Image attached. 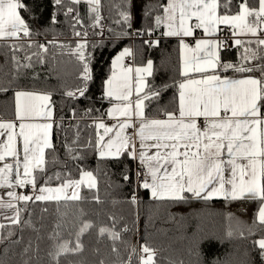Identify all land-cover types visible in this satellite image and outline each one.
Returning a JSON list of instances; mask_svg holds the SVG:
<instances>
[{
  "label": "snow or ice",
  "instance_id": "obj_1",
  "mask_svg": "<svg viewBox=\"0 0 264 264\" xmlns=\"http://www.w3.org/2000/svg\"><path fill=\"white\" fill-rule=\"evenodd\" d=\"M54 4L70 18L73 34L79 38L74 47L56 37L45 42L34 39L41 33L34 32L21 14V10L29 11L23 0H0V48H6L10 56V83H17L14 88L0 84V93L11 90L14 94L15 118L0 120V137H4L0 139V211L10 210L11 215L4 216L8 225L21 223L29 203H55L58 211L61 202L91 199L101 203V170L83 164L91 149L100 161L122 157L135 161V187L149 192L155 201H258L252 223L264 232V0H158L151 5L145 12L150 24L137 35L152 37L160 31V37L174 38L179 54L177 75L170 84L156 86L149 81L156 72L152 59L137 64L130 48L119 52L111 62L101 97L109 107L103 112L85 109L81 117L91 120L86 127L93 129V135L81 144L77 125L71 143L65 141L66 153L76 162L75 176L67 161L53 155V128L61 126L54 116L53 92L20 86L18 81L30 72L33 81L39 79L37 67L47 65L50 56L55 59L50 53L52 46L80 65L77 79L81 83L63 95L71 100L86 97L92 79L89 30L93 36H103L106 25L102 23V0H54ZM81 4L87 8L85 17L80 15ZM118 15L120 19L114 23L124 35L123 26H131V0H120ZM52 23H56L55 16ZM110 31L115 34L114 29ZM159 43V39L143 41L149 48ZM229 47L238 53L236 62L222 58ZM169 87L175 89L172 100L150 115L147 110ZM71 111L75 119L76 109ZM57 162L63 167L50 174L49 165ZM103 174L108 175L106 171ZM130 179V174L123 175L124 181ZM85 189L93 193L90 198L81 195ZM130 199L137 203L135 193ZM110 219L111 225H100L97 235L110 239L112 251L119 254L117 244L124 243L122 233L128 229L117 230V218ZM5 227L0 223V230ZM60 227L57 224V229ZM96 227L93 221L82 220L74 246L63 241L49 255L60 264L61 255L82 252V237ZM248 234L256 235L253 227ZM14 235L11 230L6 236L0 232V244L6 240L19 244L22 237L13 240ZM226 235L231 238L233 231L229 229ZM239 235L244 237L243 231ZM49 238L59 239L60 233ZM252 243L264 260V234ZM28 251L25 248L24 254ZM140 251V264H157V249L145 244ZM136 252L133 246L125 264H132ZM195 256L194 264H200L199 252ZM214 264L221 261L217 258Z\"/></svg>",
  "mask_w": 264,
  "mask_h": 264
},
{
  "label": "trees",
  "instance_id": "obj_2",
  "mask_svg": "<svg viewBox=\"0 0 264 264\" xmlns=\"http://www.w3.org/2000/svg\"><path fill=\"white\" fill-rule=\"evenodd\" d=\"M29 11L21 14L29 23L34 32L41 35L34 39L39 42L57 40L70 47H74L78 37L74 36L70 27V18L66 19L62 8L54 4V0H23ZM158 0H131V26L124 25V35H120L121 26L114 23L120 19L118 6L120 0H102V21L106 25L103 36H93L89 30V52L91 53L90 69L92 79L88 82L86 97L76 100L68 99L63 95L66 89H73L81 83L77 79L80 65L74 57L67 54L61 55L59 48L50 47V53L55 54V59L49 57V62L43 68L37 67L39 79L33 81L31 72L26 78L18 81L20 86L27 88L37 87L53 92L52 100L55 103L56 119L60 127H54L52 142L59 161H67V167L76 175L75 161H72L65 151V141L71 143L77 132H80V143L87 141L93 135V129L86 127L91 123L87 117L81 119L84 110L88 108L99 109L101 112L108 108V103L102 100L104 81L110 74L113 58L124 48H130L136 63L152 59L156 72L149 81L156 86L170 84L175 77L178 67L179 54L175 39L161 37L158 47L149 48L143 40H132L134 31L143 32L150 20L145 16L146 10ZM238 0H234L237 3ZM75 7V6H74ZM81 17L87 15L84 4L79 6ZM53 16L56 23H52ZM87 23V21H85ZM115 30V34L113 31ZM162 31V29H161ZM160 35V31H157ZM95 43V47L92 44ZM65 53L67 49H64ZM7 49L0 48V84L14 88L16 82L10 83L12 64L10 56L6 55ZM19 55H23L19 53ZM224 61L238 60V53L233 48L222 52ZM175 89L169 87L163 91L159 101L152 103L148 113H157L158 108L168 105L172 100ZM13 91L0 93V118L13 117ZM76 109V118L72 116V109ZM99 115V113H93ZM61 118H63L61 120ZM83 161L85 167L95 170L99 168V196L101 203L92 202L91 199L83 201L61 202L59 211L55 203H29L28 212L21 214L19 225H8L0 232L7 235L11 230L15 235L13 240H20L19 244H12L6 240L0 244V260L3 264H56L49 253L56 251L58 243L71 241L75 244V234L82 220H91L97 227L82 237L83 251L59 257L60 264H125L132 247L136 241L137 252L133 256L132 264H140L141 247L148 245L157 249V264H194L195 252H199L200 264H214L218 258L221 264H264L259 256L258 249L252 241L264 234L261 226H253L256 217L258 201H203L190 199L186 202L155 201L144 189L135 187V163L121 158L119 161H100L95 153L89 149ZM52 159V155L49 156ZM63 164L57 162L49 165L51 171L59 170ZM107 172L105 176L103 173ZM130 174L129 181L123 180L124 174ZM56 182L53 181V184ZM135 193L137 203H131V196ZM81 195L89 198L93 193L86 189ZM47 209V211H45ZM83 213V214H82ZM117 218V230L127 227L128 231L122 233L124 243H118L119 254L112 251V241L107 237L97 235L98 227L102 224L111 225L110 217ZM231 216L229 220L228 217ZM25 221H28L25 223ZM57 224L61 227L57 229ZM253 227L256 235H249L248 229ZM231 229L233 236L228 238L226 233ZM243 231L244 237L239 233ZM54 232L60 233L59 239H50ZM246 237V238H245ZM29 245H31L29 247ZM29 248L24 254V249ZM7 249V251H5ZM191 253V254H190Z\"/></svg>",
  "mask_w": 264,
  "mask_h": 264
},
{
  "label": "crops",
  "instance_id": "obj_3",
  "mask_svg": "<svg viewBox=\"0 0 264 264\" xmlns=\"http://www.w3.org/2000/svg\"><path fill=\"white\" fill-rule=\"evenodd\" d=\"M169 39H174V38H169ZM228 62H233V61H228ZM108 107H109V104H108ZM150 114V113H149ZM157 113H152L150 115H156ZM54 116H55V119H56V110H55V113H54ZM15 118L14 116V100H13V117L12 118H9V119H3V118H0V120H4V121H9V120H13ZM57 120V119H56ZM0 139H4V137H0ZM134 163L136 164V162L134 161ZM142 189V188H141ZM2 191V190H0ZM149 196L151 197L150 193L148 192ZM212 200H224L223 198H214ZM5 214L7 215H11V212L10 210H7V209H4L3 211H0V223H8V220L4 218Z\"/></svg>",
  "mask_w": 264,
  "mask_h": 264
},
{
  "label": "built area",
  "instance_id": "obj_4",
  "mask_svg": "<svg viewBox=\"0 0 264 264\" xmlns=\"http://www.w3.org/2000/svg\"><path fill=\"white\" fill-rule=\"evenodd\" d=\"M137 32L138 31H134L133 33H132V36H131V39L132 40H136V41H141V40H146V39H161V37H160V35H159V33L158 32H155L154 33V35L152 36V37H149V36H147V35H137ZM230 49H233L232 47H229V48H227V49H225V50H230ZM109 123H111V121H109ZM136 168H137V164H135V171H136ZM136 182V181H135Z\"/></svg>",
  "mask_w": 264,
  "mask_h": 264
},
{
  "label": "water",
  "instance_id": "obj_5",
  "mask_svg": "<svg viewBox=\"0 0 264 264\" xmlns=\"http://www.w3.org/2000/svg\"><path fill=\"white\" fill-rule=\"evenodd\" d=\"M133 246H135L136 247V249L138 248V244H137V242L135 241L134 242V245ZM132 260H133V257H132Z\"/></svg>",
  "mask_w": 264,
  "mask_h": 264
},
{
  "label": "rangeland",
  "instance_id": "obj_6",
  "mask_svg": "<svg viewBox=\"0 0 264 264\" xmlns=\"http://www.w3.org/2000/svg\"><path fill=\"white\" fill-rule=\"evenodd\" d=\"M141 255H142V253H141Z\"/></svg>",
  "mask_w": 264,
  "mask_h": 264
}]
</instances>
